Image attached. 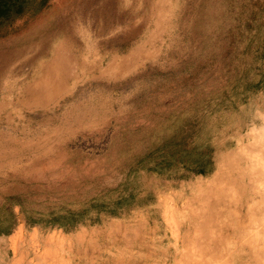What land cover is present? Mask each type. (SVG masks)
<instances>
[{"label": "rangeland", "instance_id": "1", "mask_svg": "<svg viewBox=\"0 0 264 264\" xmlns=\"http://www.w3.org/2000/svg\"><path fill=\"white\" fill-rule=\"evenodd\" d=\"M227 9V0H46L0 26V202L37 181L77 207L94 182L127 181L133 195L72 227L28 225L14 206L0 264H264V88L208 120L212 171L118 168L116 123L207 54Z\"/></svg>", "mask_w": 264, "mask_h": 264}, {"label": "trees", "instance_id": "2", "mask_svg": "<svg viewBox=\"0 0 264 264\" xmlns=\"http://www.w3.org/2000/svg\"><path fill=\"white\" fill-rule=\"evenodd\" d=\"M45 2L0 0V26ZM227 5V27L215 36L207 54L187 73L162 83L159 95L139 100V111L116 123L118 168L125 177L138 170L168 177L182 176L180 169L195 174L212 171L214 147L208 120L264 88V0H227ZM127 184L110 187L94 182L91 186L98 188L97 193L77 207L63 193L59 195L57 187L42 181L26 183L25 188L2 196L0 234L10 233L16 225L14 206H19L28 225L72 227L91 210L116 213L133 198L125 193ZM111 191L117 192L116 198L109 195Z\"/></svg>", "mask_w": 264, "mask_h": 264}, {"label": "bare ground", "instance_id": "3", "mask_svg": "<svg viewBox=\"0 0 264 264\" xmlns=\"http://www.w3.org/2000/svg\"><path fill=\"white\" fill-rule=\"evenodd\" d=\"M241 155V154H240ZM243 158H244V156H243ZM231 161V160H230ZM230 170V169H229ZM237 176V175H236ZM230 179V178H229ZM237 187V186H236ZM240 191V190H239ZM249 204V203H248ZM230 211V210H229ZM263 215H264V213H263ZM251 221H253V219L251 218ZM254 222V221H253ZM238 227V226H237ZM239 228V227H238ZM243 229V228H242ZM251 230H253V229H251ZM237 231H239L238 229H237ZM243 232H244V230H242ZM241 231V232H242ZM227 232H229V231H227ZM241 232H238L239 234L241 233ZM247 232V231H246ZM249 232V231H248ZM232 233V232H231ZM237 233V234H238ZM253 233V232H252ZM234 234V233H233ZM236 236H238V235H236ZM240 236H241V234H240ZM240 239V238H239ZM242 239V238H241ZM228 241V240H227ZM240 242V241H239ZM227 243V242H226ZM234 243H236V242H234ZM222 244V243H221ZM228 244V243H227ZM230 244V243H229ZM239 244H241V242L239 243ZM238 245V244H237ZM231 247V246H230Z\"/></svg>", "mask_w": 264, "mask_h": 264}]
</instances>
